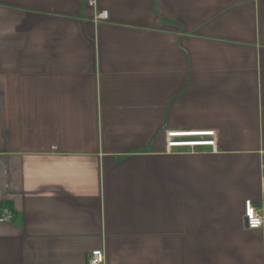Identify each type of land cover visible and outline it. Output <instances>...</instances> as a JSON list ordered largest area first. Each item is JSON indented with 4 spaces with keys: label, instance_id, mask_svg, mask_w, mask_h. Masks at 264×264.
Segmentation results:
<instances>
[{
    "label": "crops",
    "instance_id": "crops-1",
    "mask_svg": "<svg viewBox=\"0 0 264 264\" xmlns=\"http://www.w3.org/2000/svg\"><path fill=\"white\" fill-rule=\"evenodd\" d=\"M263 156L264 0H0V264H264Z\"/></svg>",
    "mask_w": 264,
    "mask_h": 264
},
{
    "label": "built area",
    "instance_id": "built-area-1",
    "mask_svg": "<svg viewBox=\"0 0 264 264\" xmlns=\"http://www.w3.org/2000/svg\"><path fill=\"white\" fill-rule=\"evenodd\" d=\"M104 17L106 14H102ZM213 132H197V133H168L170 141L168 142L169 148H180V147H200V146H213L214 141L210 139H204V137H212ZM185 138H199L197 140H184ZM261 185L264 197V156L261 162ZM12 219V214L8 210L2 211L0 216V223H8ZM244 221L246 227L249 230H258L263 225V219L252 203L251 200H246L244 202ZM105 254L101 250L94 251L90 254L87 264H104Z\"/></svg>",
    "mask_w": 264,
    "mask_h": 264
}]
</instances>
